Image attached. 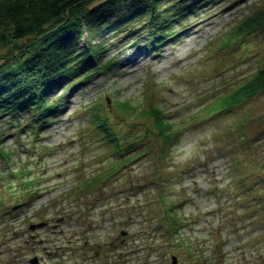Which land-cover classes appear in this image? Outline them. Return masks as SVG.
Wrapping results in <instances>:
<instances>
[{
    "label": "rangeland",
    "instance_id": "374dc122",
    "mask_svg": "<svg viewBox=\"0 0 264 264\" xmlns=\"http://www.w3.org/2000/svg\"><path fill=\"white\" fill-rule=\"evenodd\" d=\"M261 9L264 0H203L154 49L110 32L91 37L110 66L58 86L50 123L0 119V264L34 255L36 264H264L262 205L225 202L236 165L252 195L264 193V91L216 109L264 69V27L234 37ZM152 106L179 131L170 144L157 137ZM95 112L117 140L92 124ZM162 192L177 205L178 230L168 217L157 224L170 205L161 209Z\"/></svg>",
    "mask_w": 264,
    "mask_h": 264
},
{
    "label": "trees",
    "instance_id": "16d2710c",
    "mask_svg": "<svg viewBox=\"0 0 264 264\" xmlns=\"http://www.w3.org/2000/svg\"><path fill=\"white\" fill-rule=\"evenodd\" d=\"M201 1L203 0H0V51L5 50L0 54V119L7 117L10 123L15 121L20 124L21 116L30 114L31 127L42 129L50 123L48 117L57 109L50 95L58 86L68 80L85 81L90 75L110 66L107 60L101 61L105 48L100 43L93 44L91 37L104 38L110 32L119 35L121 41L140 45L148 43L154 49L168 39L167 33L175 34L174 26L182 21L185 11ZM263 27L264 9H261L242 21L234 37L246 36ZM85 33L90 35L87 39L84 37ZM262 91L264 69L224 97L216 109L229 110L253 99ZM119 104L123 111L134 109L125 102ZM149 112L159 139L170 144L178 137L179 131L175 124L167 119L160 108L152 106ZM92 121L94 126L105 132V137L117 140V134L106 122L107 118L95 112ZM3 137L4 135H0V145ZM126 147L131 151L134 145L127 144ZM135 148L136 146L133 149ZM3 153L0 148V155H4ZM129 160L123 159L122 162L125 164ZM235 170L232 192L225 202H229L231 208L234 204L236 211L244 209L248 201L254 212L259 205L264 209V193L260 197L252 195L254 192L242 179L240 167L236 165ZM182 173H178L180 178L184 175ZM11 175L7 178L10 188L13 187L12 177L18 174L14 172ZM94 179L99 181L100 178ZM157 183L160 191L163 190L162 181L157 180ZM31 184L24 190L34 189V183ZM261 185H264V178ZM167 199L163 192L158 196L161 209L164 201L170 205L164 213L166 216H161L157 224H160L163 217H168L171 230L175 231L180 222L177 205ZM218 201L220 204L221 200ZM16 207L18 204L14 206ZM150 216L151 213L147 216L151 221Z\"/></svg>",
    "mask_w": 264,
    "mask_h": 264
},
{
    "label": "water",
    "instance_id": "95a60500",
    "mask_svg": "<svg viewBox=\"0 0 264 264\" xmlns=\"http://www.w3.org/2000/svg\"><path fill=\"white\" fill-rule=\"evenodd\" d=\"M107 102H108V99H107ZM42 226H44V223L34 224V225H31L30 226V229L31 230H34L35 228H40ZM122 234H124V232H122ZM30 263L31 264H36L37 263V258L31 259L30 260ZM172 263L175 264V259L174 258H172Z\"/></svg>",
    "mask_w": 264,
    "mask_h": 264
},
{
    "label": "flooded vegetation",
    "instance_id": "af4514ba",
    "mask_svg": "<svg viewBox=\"0 0 264 264\" xmlns=\"http://www.w3.org/2000/svg\"><path fill=\"white\" fill-rule=\"evenodd\" d=\"M29 237L32 238V233H31V232L29 233ZM39 242H40V241H39ZM48 258H51V257H48ZM41 260H42V258H41ZM85 262H86V258H85ZM39 264H41L40 259H39ZM82 264H85V263H84V257H83V262H82Z\"/></svg>",
    "mask_w": 264,
    "mask_h": 264
},
{
    "label": "bare ground",
    "instance_id": "6f19581e",
    "mask_svg": "<svg viewBox=\"0 0 264 264\" xmlns=\"http://www.w3.org/2000/svg\"><path fill=\"white\" fill-rule=\"evenodd\" d=\"M137 58H138L137 56L134 57L133 59H131V62H132V61H135Z\"/></svg>",
    "mask_w": 264,
    "mask_h": 264
}]
</instances>
